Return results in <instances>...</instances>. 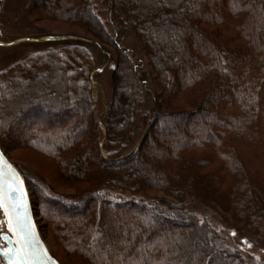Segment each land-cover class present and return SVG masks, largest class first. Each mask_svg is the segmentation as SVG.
Returning <instances> with one entry per match:
<instances>
[{"label": "trees", "instance_id": "trees-1", "mask_svg": "<svg viewBox=\"0 0 264 264\" xmlns=\"http://www.w3.org/2000/svg\"><path fill=\"white\" fill-rule=\"evenodd\" d=\"M33 18L117 53L99 113L86 48L0 73V145L27 119L20 147L75 186L23 173L68 264H264L217 224L264 245V0H0L1 32L41 33Z\"/></svg>", "mask_w": 264, "mask_h": 264}, {"label": "rangeland", "instance_id": "rangeland-1", "mask_svg": "<svg viewBox=\"0 0 264 264\" xmlns=\"http://www.w3.org/2000/svg\"><path fill=\"white\" fill-rule=\"evenodd\" d=\"M37 26L42 29L41 33H35V34H78L82 36H88L84 34V30L81 28H78L76 26L70 25L68 23L59 22V21H53V20H38L37 18H33ZM75 30H77V33ZM35 34H28V35H35ZM6 35H14L13 33H8L6 30L2 31L0 30V39L5 37ZM20 35V34H16ZM90 37V36H88ZM128 47H133L132 43L127 42L125 43ZM71 45H68L67 43H59V44H49V45H24L22 48H16L17 53L13 54H7L0 57V63L3 62H10L7 64L4 69L2 68L0 73L5 72L8 70L11 66L14 64L21 62L23 60H27L26 58L42 53L44 51H48L50 49L55 48H61V47H68ZM32 48H38L41 51L37 52L36 54H23L19 53L21 51H30ZM90 54L91 58L94 61V69L100 68L105 64V61L109 59V63L106 65V67L101 72H96L94 76V80L96 81V87H94L93 90V96L95 105L97 108L98 113L103 111L105 101L109 102L112 94V75L114 72V67L116 66V57L117 53L113 47L104 45V48L108 52L107 55H103L100 53L99 49L94 45L86 44L85 47ZM19 51V52H18ZM23 54V55H21ZM13 59V60H12ZM13 93V92H12ZM70 120V119H69ZM67 120V121H69ZM66 121V120H65ZM28 123L27 119L20 118L14 127L11 128L12 133L9 134V140L6 139L5 141V149L2 147L4 152L8 155V157L21 169L23 173L26 175L32 177L33 175H36L38 178L42 179L43 181L47 182L48 185L56 192L60 194H73L75 191V186L67 185L64 183L58 175V171L54 165V163L47 157L41 155L40 153L30 150L28 148L20 147V144H18V140H20L21 137L26 138L28 136V133L25 134V136H16L15 134L20 129L22 125L26 126ZM29 124V123H28ZM45 124V122H39L33 124L34 126L31 127H38L40 125ZM35 131V130H34ZM152 193V192H151ZM156 194H159L158 192ZM34 206V205H33ZM35 215L37 218V221L39 223V226L41 228L42 234L45 237L46 241L48 240L47 244L49 245L52 253L56 252L60 257L64 259V261L68 264L64 250L62 249V245L60 246L55 239H52L51 237V229L50 226L47 224L48 222L43 219L41 215H38L36 212V209L34 207ZM218 226L226 232L229 237L231 238L233 244L236 248H238L242 255L248 260V261H264V245H256L249 243L247 240L244 239V237L240 234L239 229L235 225L231 224H223L217 222ZM57 237V236H56ZM58 239V237H57ZM54 250V252H53ZM55 256V255H54ZM56 257V256H55ZM74 259V257H73ZM77 264H80L77 262Z\"/></svg>", "mask_w": 264, "mask_h": 264}, {"label": "water", "instance_id": "water-1", "mask_svg": "<svg viewBox=\"0 0 264 264\" xmlns=\"http://www.w3.org/2000/svg\"><path fill=\"white\" fill-rule=\"evenodd\" d=\"M67 43L71 46L85 47L86 44L96 46L100 53L107 55L108 52L98 40L78 34H35V35H6L0 39V57L16 52V48H22L24 45H49ZM41 51L38 48L23 54H36ZM21 54V55H23ZM13 60V59H12ZM10 63V62H9ZM8 62L0 63L1 69L9 64ZM109 63V59L100 68L94 72H101ZM94 87L96 81L93 80ZM10 189H16L10 191ZM0 199L3 200L4 206L0 207V264H13V261L4 255L3 250L13 249L19 245L15 244L16 234L9 230L8 223L13 222V228H16V216L25 222L26 232L28 234V243L26 250L34 249L37 255L29 261V264H62L52 253L41 228L37 221L32 196L27 184L26 178L19 168L4 152L0 145ZM13 205H18L14 208ZM24 235L23 232L20 233ZM4 237L12 239L13 243L9 244Z\"/></svg>", "mask_w": 264, "mask_h": 264}, {"label": "snow or ice", "instance_id": "snow-or-ice-1", "mask_svg": "<svg viewBox=\"0 0 264 264\" xmlns=\"http://www.w3.org/2000/svg\"><path fill=\"white\" fill-rule=\"evenodd\" d=\"M16 189H10V191H15ZM4 206V202L0 199V207ZM14 208H18V205H13ZM16 228H13V222L10 220L8 227L10 231H13L16 234L15 244L19 245L13 249L3 250L4 255L13 261V264H29V261L32 260L37 253L34 249L26 250V245L28 243V234L25 228L24 220H21L19 216H16ZM23 232L24 235L21 236L20 233ZM8 240V243H13L12 239L9 237H4Z\"/></svg>", "mask_w": 264, "mask_h": 264}]
</instances>
